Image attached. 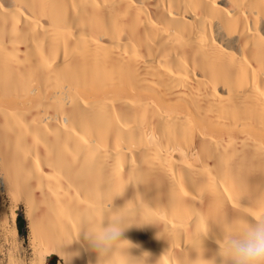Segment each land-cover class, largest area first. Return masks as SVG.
Here are the masks:
<instances>
[{
    "label": "bare ground",
    "instance_id": "obj_1",
    "mask_svg": "<svg viewBox=\"0 0 264 264\" xmlns=\"http://www.w3.org/2000/svg\"><path fill=\"white\" fill-rule=\"evenodd\" d=\"M0 153L38 264H212L264 216V0H0Z\"/></svg>",
    "mask_w": 264,
    "mask_h": 264
},
{
    "label": "clouds",
    "instance_id": "obj_2",
    "mask_svg": "<svg viewBox=\"0 0 264 264\" xmlns=\"http://www.w3.org/2000/svg\"><path fill=\"white\" fill-rule=\"evenodd\" d=\"M154 224L118 216L110 218L98 231L85 233L83 239L97 255L109 256L125 241L126 231ZM212 264H264V216L249 221L246 228L229 235L223 247L216 250Z\"/></svg>",
    "mask_w": 264,
    "mask_h": 264
},
{
    "label": "rangeland",
    "instance_id": "obj_3",
    "mask_svg": "<svg viewBox=\"0 0 264 264\" xmlns=\"http://www.w3.org/2000/svg\"><path fill=\"white\" fill-rule=\"evenodd\" d=\"M1 164L2 163L0 153V171L2 170ZM0 214L1 216L3 215L2 217L0 216V264L9 263L8 251L17 254L15 255V258L25 257L24 259L29 264H38L39 261L34 258V255L32 254V249L29 245L30 242L28 240L29 237L27 228L28 219L25 216V207L21 200H17L8 193H6V191L2 188V182H0ZM15 226L17 231L15 234H13ZM17 249L18 251H16ZM34 260L35 262H33ZM42 264L63 263L57 255L52 254L51 256L47 257Z\"/></svg>",
    "mask_w": 264,
    "mask_h": 264
}]
</instances>
